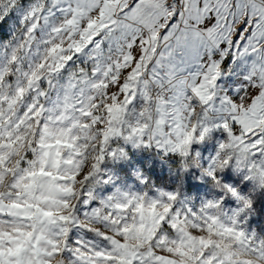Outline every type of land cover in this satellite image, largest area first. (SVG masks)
<instances>
[{"label": "snow or ice", "instance_id": "obj_1", "mask_svg": "<svg viewBox=\"0 0 264 264\" xmlns=\"http://www.w3.org/2000/svg\"><path fill=\"white\" fill-rule=\"evenodd\" d=\"M0 264H264V0H0Z\"/></svg>", "mask_w": 264, "mask_h": 264}, {"label": "rangeland", "instance_id": "obj_2", "mask_svg": "<svg viewBox=\"0 0 264 264\" xmlns=\"http://www.w3.org/2000/svg\"><path fill=\"white\" fill-rule=\"evenodd\" d=\"M6 38V37H5ZM144 155H150L149 153H145ZM160 162H159V160H157V168H156V172H157V174H159L160 173ZM164 175H165V178L167 177V166H165V168H164Z\"/></svg>", "mask_w": 264, "mask_h": 264}]
</instances>
